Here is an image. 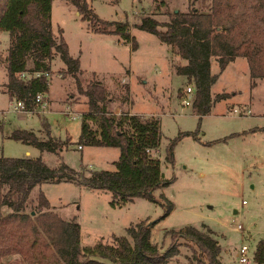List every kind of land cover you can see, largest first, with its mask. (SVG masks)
<instances>
[{
  "label": "rangeland",
  "instance_id": "374dc122",
  "mask_svg": "<svg viewBox=\"0 0 264 264\" xmlns=\"http://www.w3.org/2000/svg\"><path fill=\"white\" fill-rule=\"evenodd\" d=\"M53 1L52 30L54 34L61 31L68 55L78 60L81 88L87 82L99 83L109 99L106 106L109 113H129L131 105L132 112L151 114L158 119L161 138L154 157L159 161L163 178L173 177V182L155 190L152 196L158 202L159 195H163L172 210L160 219L163 208L141 198L112 209L108 205V193L72 184H42L30 192L26 212L32 209L37 193L41 192L50 210L60 218L69 221L75 217L81 247H91L98 242L113 244V237L125 236V228L146 220L156 222L151 229L150 243L163 252L170 242L169 236L164 235L166 232L184 227L202 231V227H206L212 233L211 238L221 245L218 259L222 264H237L240 235L232 227L241 225L244 243H249L252 257L256 243L264 237V80L253 81L251 88L252 81L242 58L234 59L220 74L215 59H211L210 74L217 78L210 88V96L225 98L215 102L208 115L199 118L191 111V106L182 107L179 103L180 92L186 87L192 89L185 78L175 75L173 70L174 65L184 62L153 35L133 29L143 16L166 23L172 11L186 12L190 0H117L116 3L114 0H84L101 21L127 23L136 43L132 53L117 36L93 34L89 22L82 21L74 7L64 8L61 0ZM8 42V35L0 33L2 157H40L47 167L63 163L73 170L113 171L117 150L87 146L77 149L81 117L87 112L86 100L78 94L73 79L64 75V67L55 54L49 63L51 112L43 115L42 129L39 115L2 118V112L9 106L2 86ZM232 109L238 114L229 113ZM67 114L75 115V119H68ZM86 124L96 129L90 121ZM11 127L32 130L39 141H45L47 133L51 139L67 143V147L59 156L40 154L33 147L8 139ZM183 133L190 135L176 141L172 148L173 162L169 164L165 161L167 146ZM174 243L178 253L168 264H201L200 252L192 242L176 238ZM92 260L105 263L98 258Z\"/></svg>",
  "mask_w": 264,
  "mask_h": 264
},
{
  "label": "trees",
  "instance_id": "16d2710c",
  "mask_svg": "<svg viewBox=\"0 0 264 264\" xmlns=\"http://www.w3.org/2000/svg\"><path fill=\"white\" fill-rule=\"evenodd\" d=\"M51 1L0 0V33H6L9 40L4 60L5 93L32 108L34 95L47 92L43 73H49L53 54L57 55L64 75L73 79L78 94L86 100L87 112L81 117L77 147L117 149L118 156L113 162L114 171L109 172L73 170L63 163L47 167L40 157L4 158L0 154V264H168L178 253L176 238L187 239L196 246L201 264H221L219 246L206 227L202 231L184 227L166 232L164 235L169 236L170 242L163 252L150 243L156 222L146 220L125 228V236L113 237V244L98 242L81 247L75 217L69 221L60 218L50 210L41 192L37 193L35 205L26 212L30 192L42 184H72L108 193L110 208L141 198L163 208L160 219L172 210L163 195H159L157 202L152 193L168 187L173 177L164 179L159 161L151 153H145L159 146L158 119L127 112L109 113L106 110L109 99L99 83L87 82L81 88L78 60L68 55L59 30L57 38L51 34ZM63 1L74 7L82 21L89 22L92 33L117 36L132 51L136 49L126 22L101 21L84 0ZM167 17L168 21L160 24L143 16L133 29L153 35L184 62L183 66L174 65L173 70L192 86L191 111L197 117L208 115L213 104L225 98L210 96L217 78L210 74L211 59H215L220 74L234 59L242 58L252 81L250 87H254L253 81L264 80V0H190L186 12L172 11ZM33 72L40 75L27 80L20 78L21 73ZM86 121L95 124L96 129L92 130ZM45 135L46 140L39 141L30 131L14 130L8 139L33 147L40 154L59 156L67 143ZM189 135L183 133L170 141L167 163L173 162L172 148L176 141ZM252 262L264 264V237L254 247Z\"/></svg>",
  "mask_w": 264,
  "mask_h": 264
},
{
  "label": "built area",
  "instance_id": "2783aa9c",
  "mask_svg": "<svg viewBox=\"0 0 264 264\" xmlns=\"http://www.w3.org/2000/svg\"><path fill=\"white\" fill-rule=\"evenodd\" d=\"M40 73H21L20 78L27 80L33 77L39 76ZM28 76V78L26 77ZM43 76L46 78L47 83L49 80V73H43ZM48 91V89H47ZM9 106L7 110L2 112V118L8 119L11 115H21V116H43L47 115L50 112V100L46 93H39L34 95L32 102V108H26L21 101L16 100L14 97L9 98ZM193 101V89L190 87L184 88L179 94V103L182 107H189L191 106ZM120 113V112H119ZM118 113V114H119ZM229 113L231 114H238L236 109H232ZM129 114V113H128ZM117 115V114H116ZM68 119L74 120L75 115L67 114ZM79 149V147H78ZM157 151H148L146 150L145 153H151L154 156V153ZM233 231L237 232L240 235V244L236 248V263L237 264H250L252 262V257H250V246L249 243H244L245 237L242 230L241 225H234L232 227ZM249 242L250 236L246 238Z\"/></svg>",
  "mask_w": 264,
  "mask_h": 264
},
{
  "label": "crops",
  "instance_id": "0c3cea01",
  "mask_svg": "<svg viewBox=\"0 0 264 264\" xmlns=\"http://www.w3.org/2000/svg\"><path fill=\"white\" fill-rule=\"evenodd\" d=\"M62 2H63V5H64V8H66V7H71V5H69L68 3H66L65 1H63V0H61ZM53 4H54V1L52 0L51 1V6H50V28H51V34L55 37V36H58V30L56 31V33L54 34L53 33V30H52V14H53ZM88 6V5H87ZM79 17V16H78ZM60 31V30H59ZM61 32V31H60ZM94 34V33H93ZM95 35H97V34H95ZM60 36H61V33H60ZM98 36H113V35H98ZM129 36H130V31H129ZM116 37V36H115ZM131 37V36H130ZM61 38H62V36H61ZM62 40L64 41V39L62 38ZM65 43V42H64ZM66 45V44H65ZM129 47H130V45L129 44H127ZM66 47H67V45H66ZM67 52H68V47H67ZM133 51L131 50V53H132ZM78 64H79V62H78ZM184 64L183 63H180V65L179 66H183ZM79 70H80V64H79ZM81 71V70H80ZM248 73V72H247ZM5 83H6V74H5V80H4V82H3V84H2V86H3V93H4V95H5V97H6V99H7V101L9 102V97L7 96V94L5 93V89H4V85H5ZM128 88V87H127ZM49 93H48V91H47V95H48ZM48 97H49V95H48ZM49 100H50V98H49ZM220 102V101H219ZM218 103V102H217ZM213 107V106H212ZM128 111H129V114H135V115H141V116H153L154 117V115H145V114H136V113H134V112H132L131 111V105L130 106H128ZM51 112V111H50ZM49 112V113H50ZM48 113V114H49ZM41 119H44V117L42 116L41 118H40V128L42 129V125H43V123H42V120ZM0 123H4V122H0ZM10 127V126H9ZM1 129H3V126H1L0 125V130ZM14 130H18V129H13L12 127L10 128V131H9V133L7 134V138L9 137V134L12 132V131H14ZM24 131H26V130H24ZM28 131H30V132H32V133H34L32 130H28ZM39 132V131H38ZM35 134V136L37 137V133H34ZM30 147V146H29ZM80 148V147H79ZM77 149H78V147H77ZM106 149H109V150H117V149H112V148H106ZM118 156V150H117V155H116V157ZM113 164V163H112ZM114 171V170H113ZM110 172H112V171H110ZM96 192H98V191H96ZM102 193H104V192H102ZM134 200V199H133ZM132 200V201H133ZM131 201V202H132ZM131 202H129V203H131ZM129 203H126V204H124V205H121V206H119V207H115V208H117V209H119V208H122V207H124L125 205H127V204H129ZM113 209V208H112ZM79 226V225H78ZM79 242H80V228H79ZM219 246H220V249H221V245L220 244H218ZM221 251H222V249L220 250V253L219 254H221ZM219 260V259H218ZM219 262H220V260H219ZM221 263V262H220ZM222 264V263H221Z\"/></svg>",
  "mask_w": 264,
  "mask_h": 264
},
{
  "label": "water",
  "instance_id": "95a60500",
  "mask_svg": "<svg viewBox=\"0 0 264 264\" xmlns=\"http://www.w3.org/2000/svg\"><path fill=\"white\" fill-rule=\"evenodd\" d=\"M174 12H176V11H174Z\"/></svg>",
  "mask_w": 264,
  "mask_h": 264
}]
</instances>
